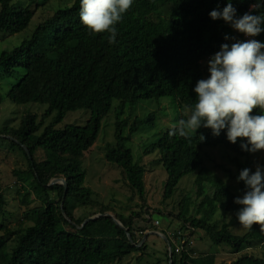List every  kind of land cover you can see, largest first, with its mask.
Listing matches in <instances>:
<instances>
[{"label":"trees","instance_id":"trees-1","mask_svg":"<svg viewBox=\"0 0 264 264\" xmlns=\"http://www.w3.org/2000/svg\"><path fill=\"white\" fill-rule=\"evenodd\" d=\"M12 1L0 0V33L8 36L23 32L39 6L38 0H29L27 6ZM49 1L42 0V4ZM70 1L39 23L29 39L0 53L4 76L11 77L18 69L24 72L6 98L15 105L47 107L41 122L29 114L17 128L0 129V141L17 147L28 164L27 171L13 174L23 190L22 222L29 223L22 230L8 231L2 223L5 202L0 194V231L5 232L0 236V264H118L132 254L142 258L148 236L140 247L137 245L146 231L153 230L148 212L142 211L146 217L141 213L116 215L131 242L124 230L106 216L79 228L87 218L110 212L93 200V192L85 186L82 158L97 141L102 121L113 111L114 143L106 146L105 160L122 171L129 188L145 202V168L134 160L128 143L144 127L154 126L157 112L135 117L129 124L136 106L143 101L171 99L177 121L186 120L196 103L193 90L197 81L209 78L208 62H199L214 56L222 44L243 42L241 33L237 34L222 19H211L209 13L222 11L229 2L236 10V18L245 13H264V0H259L260 8L255 11L252 5L257 0H133L132 7L115 26V42L109 43L108 33L94 35L85 29L80 21V0ZM251 38L264 44V31ZM77 111L88 115L82 126L56 129L66 115ZM125 113H130L128 118ZM253 114L261 113L257 109ZM52 115L51 123L44 126L43 120ZM171 129H164L144 152L156 155L155 164L166 173L163 200L173 197L183 178L194 175L195 180L194 189L177 204L175 217L185 233L176 231L173 237L166 234L172 244L171 258L167 250L164 263L216 264L215 255L196 256L189 246L190 238L201 231L213 246H228L239 255L230 264H264V254H242L255 248L264 250V231L258 225L234 235L229 224L213 221L218 210L241 207L234 200L242 198L246 190L244 182L238 180L246 167L238 160L252 154L241 148L247 141L229 143L226 129L213 136L210 129L201 127L189 138L170 136ZM21 146L26 147L31 159ZM219 146L233 155L231 162L238 168L232 175L238 183L236 193L205 166L207 160L204 162L201 150ZM37 151L48 153V161L36 162ZM53 179L64 180L66 191L63 185L48 186ZM32 195L39 206L30 207ZM94 205L98 206L97 212L82 218H75L71 212L75 207ZM11 236L15 237L14 245L8 249L7 239Z\"/></svg>","mask_w":264,"mask_h":264},{"label":"rangeland","instance_id":"rangeland-1","mask_svg":"<svg viewBox=\"0 0 264 264\" xmlns=\"http://www.w3.org/2000/svg\"><path fill=\"white\" fill-rule=\"evenodd\" d=\"M29 0H14L12 4H22L27 6ZM70 0H50L42 4V0L36 1L39 5L30 24L21 33L8 36L0 33V53L3 51H10L21 44L22 41L27 40L33 34L36 26L51 16L59 6L63 7L68 5ZM35 5H32V8ZM242 42V41H239ZM24 72L22 69L16 70L11 77H6L0 70V129L17 128L20 122L26 115L34 114L37 116V121L41 122L42 115L46 110V106L41 105H15L12 104L6 95L10 88L18 83L22 78ZM175 103L171 99H161L160 101H143L140 102L135 108L134 114L130 116L129 124L133 122L135 117L141 118L149 112L156 111L157 116L152 128L144 127L136 133L128 143V147L133 153L134 160L139 162L145 168L144 183H145V202H142L138 195L132 191L125 182L122 171L109 164L105 160V148L107 145H112L115 115L110 112L102 121V128L97 141L93 147L84 154L82 158V168L86 173L85 186L93 192V200L109 209L108 214L112 216L123 215L130 216L132 213L148 212L154 231H147L145 233H152L147 235L146 242L147 249L144 251L142 258L140 254H132L125 257L118 264H160L164 263L165 253L169 247L167 242L159 235L160 233L166 236L167 233H174L181 231L179 221L175 215L178 213L177 204L181 201L183 196L187 195L194 189L193 182L194 175H189L183 178L179 185L178 190L170 200H163V188L166 182V173L159 166L155 164L156 155H146V147L154 142L164 129L171 128L177 124V110ZM180 113V111L178 110ZM130 113H125V118ZM54 115L43 120L44 126L51 123ZM88 118L84 111H77L66 115L63 122L56 126V129H62L65 125H79L82 126ZM42 130L36 135L40 134ZM202 156L205 160V166L211 175L220 178L225 184L233 187L232 191L236 193L237 181L234 180L232 175L238 172V168L231 162L233 155L219 146L215 149L203 148L201 150ZM206 154V156H204ZM48 153L44 151H37L34 155L36 162L48 161ZM207 156L209 159H207ZM206 157V159H205ZM239 163L244 165L250 170V175L255 172L257 167L264 170V151H257L252 153L248 159H239ZM221 167V168H219ZM28 164L21 153V151L12 146L9 142L0 141V194L5 202L4 217L2 223L6 226L8 231L22 230L29 223L22 222V215L25 207L21 205V196L23 194L22 186L18 182L17 177L13 174L16 172L27 171ZM225 170L230 172L226 173ZM28 189L27 184L24 186ZM34 201L30 207L40 205L34 196H31ZM97 205L92 207H75L72 209V214L75 218H82L90 213L97 212ZM239 208H232L226 210H218L214 216L213 221H222L229 224L230 232L234 235H242L247 230L239 225L237 213ZM145 216L144 214H142ZM141 215V216H142ZM172 215V216H171ZM146 217V216H145ZM148 218V217H147ZM0 236H5L3 230L0 231ZM192 241V250L195 255L211 254L216 256V264H230L239 255L233 254L231 248L225 245L213 246L210 244L208 237L201 231L195 232L190 238ZM15 237L11 236L7 239V247L10 249L14 245ZM169 241V240H168ZM170 247L171 244L170 243ZM249 254L255 257H262L264 250L255 248L252 250L244 251L242 254ZM166 264V263H164Z\"/></svg>","mask_w":264,"mask_h":264},{"label":"clouds","instance_id":"clouds-1","mask_svg":"<svg viewBox=\"0 0 264 264\" xmlns=\"http://www.w3.org/2000/svg\"><path fill=\"white\" fill-rule=\"evenodd\" d=\"M133 0H80V21L90 34H109V43L115 42L116 25L132 7ZM260 8L259 0L252 10ZM213 20L222 19L237 34L255 37L264 31V13H245L236 18V10L229 2L222 11L209 13ZM225 39L229 37L225 36ZM208 62L209 78L197 81L194 88L196 103L189 109L190 116L173 125L170 136L189 138L201 127L219 136L226 129L227 140H237L242 150L251 153L264 151V44L256 40L222 44L214 56H206L199 64ZM260 110L261 114L254 115ZM199 139L203 141L204 137ZM245 184L242 198L234 203L241 206L237 213L239 225L251 230L258 225L264 231V170L257 167L243 169L238 177Z\"/></svg>","mask_w":264,"mask_h":264},{"label":"water","instance_id":"water-1","mask_svg":"<svg viewBox=\"0 0 264 264\" xmlns=\"http://www.w3.org/2000/svg\"><path fill=\"white\" fill-rule=\"evenodd\" d=\"M21 147L23 148V150L25 151V153L28 155L29 159H31V157H30V153L28 152V150L26 149V147H24V146H21ZM56 184H58V185H63L64 188H65V191H66V184H65V181L62 180V179H53V180L50 181V183H49L48 186H53V185H56ZM62 205H63V202L61 203V208H62ZM62 213H63V215L65 216V213H64L63 211H62ZM101 216H106V217L111 218V219L113 220V222H114L119 228H121L122 230H124V232L127 234V238H128V240L131 242V237H130V235L128 234L127 229H124V228H123L122 224L117 220L116 216H112V215H110V214H108V213L103 214V215H99V214H98V215H95V216H93V217L87 218L86 220L83 221L82 225H81L79 228H82V227H83L85 224H87L88 222H90V221H94V220L98 219V218L101 217ZM65 217H66V216H65ZM67 220H68V219H67ZM68 222H70V220H68ZM149 234H152V233H147V235H149ZM157 234H159V235H160V236H161V237L167 242L168 247H169V256H170V258H171V247H170V244H169L168 239L166 238V236H164V235H162V234H160V233H157ZM147 235L145 234V237L142 239L141 243H140L139 245H137V247H140V246H141V244L146 240V236H147Z\"/></svg>","mask_w":264,"mask_h":264},{"label":"built area","instance_id":"built-area-1","mask_svg":"<svg viewBox=\"0 0 264 264\" xmlns=\"http://www.w3.org/2000/svg\"><path fill=\"white\" fill-rule=\"evenodd\" d=\"M241 37H242L243 42H246L248 40H253L251 37H247V36H245L242 33H241ZM169 236L170 237H173L174 235L172 233H169ZM189 246H192V242H189Z\"/></svg>","mask_w":264,"mask_h":264},{"label":"crops","instance_id":"crops-1","mask_svg":"<svg viewBox=\"0 0 264 264\" xmlns=\"http://www.w3.org/2000/svg\"><path fill=\"white\" fill-rule=\"evenodd\" d=\"M152 231H154V230H152ZM147 232V231H146ZM148 233H150V232H148ZM158 233V232H157ZM145 234H147V233H145Z\"/></svg>","mask_w":264,"mask_h":264}]
</instances>
